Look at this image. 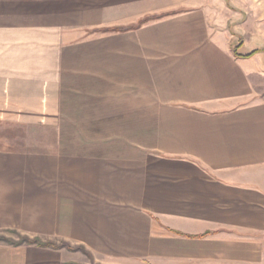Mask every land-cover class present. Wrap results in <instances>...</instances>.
Here are the masks:
<instances>
[{"label":"crops","instance_id":"crops-1","mask_svg":"<svg viewBox=\"0 0 264 264\" xmlns=\"http://www.w3.org/2000/svg\"><path fill=\"white\" fill-rule=\"evenodd\" d=\"M233 2L0 0V264H264V8L259 40Z\"/></svg>","mask_w":264,"mask_h":264},{"label":"rangeland","instance_id":"rangeland-1","mask_svg":"<svg viewBox=\"0 0 264 264\" xmlns=\"http://www.w3.org/2000/svg\"><path fill=\"white\" fill-rule=\"evenodd\" d=\"M222 4L218 3L214 6L215 10L213 11V15L214 18L219 20V18H225V14L223 12V9L221 7ZM229 7L232 8L234 11H236L237 9H239V20H243L246 18V12L248 11L249 15L252 17L250 26H249V31L247 33H252L254 36H256L259 40H260V7L264 8V0H234L233 3H229ZM241 10V12H240ZM245 10V11H243ZM224 22V20H223ZM259 26V29H258ZM253 28H257V29H253ZM257 31V32H256ZM252 42L255 41L256 39L251 38ZM257 48L260 47V42H254L253 43V48ZM262 50H264L263 47H260ZM258 48V49H260ZM251 50V49H250ZM262 55L264 56V52L262 53ZM42 243V242H41ZM48 243V241H47ZM64 244H66V241L64 239H58V244L57 247H61L62 245L64 246ZM67 245V244H66ZM68 246H70L69 248L72 247V244H69ZM74 250V248H72ZM73 250L71 253V257H75V255L77 254L76 252H73ZM77 258L79 260H82L84 262L90 263V264H98V262L94 260L93 256L91 255H82L80 256V252L79 254H77ZM75 260V258H74Z\"/></svg>","mask_w":264,"mask_h":264},{"label":"trees","instance_id":"trees-1","mask_svg":"<svg viewBox=\"0 0 264 264\" xmlns=\"http://www.w3.org/2000/svg\"><path fill=\"white\" fill-rule=\"evenodd\" d=\"M166 15V14H165ZM159 16L158 15H147L146 17L140 19L137 23L135 24H132V25H128V26H123V27H113V28H107V29H104V30H113V31H127V30H130V29H136V28H139L141 25H143L144 23L148 22L149 20L151 19H154V18H158ZM240 46V45H239ZM235 52L237 55L239 56H245V57H250L252 56L254 53L257 52V50H254L252 52H249L247 54H239L237 53V49H235ZM35 242V241H33ZM38 243V241H36ZM40 244V243H39Z\"/></svg>","mask_w":264,"mask_h":264}]
</instances>
